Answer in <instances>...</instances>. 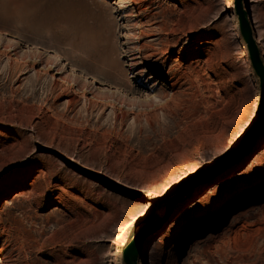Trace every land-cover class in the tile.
Here are the masks:
<instances>
[{
	"label": "rangeland",
	"instance_id": "rangeland-1",
	"mask_svg": "<svg viewBox=\"0 0 264 264\" xmlns=\"http://www.w3.org/2000/svg\"><path fill=\"white\" fill-rule=\"evenodd\" d=\"M238 2L264 57V0H0V264H125L138 233L137 264H264L263 101ZM153 162L150 191L132 189Z\"/></svg>",
	"mask_w": 264,
	"mask_h": 264
},
{
	"label": "bare ground",
	"instance_id": "bare-ground-1",
	"mask_svg": "<svg viewBox=\"0 0 264 264\" xmlns=\"http://www.w3.org/2000/svg\"><path fill=\"white\" fill-rule=\"evenodd\" d=\"M250 1L253 2V0H250ZM234 55H235V58H237V60H242V63L241 64H243L244 67L247 69V71L250 72L249 71V63L247 62L245 52L242 51V49H237V50H235ZM260 56H261V60H260V58H259V60L260 61H263V63H264V57L262 56V53L260 54ZM181 69L182 70L179 72L178 75H179V77H183V78L186 75H190V73L194 72L192 69L186 68V67L181 68ZM189 70H192V72L189 71ZM173 75L174 76H177V73H174ZM175 84L176 83H171L170 84L172 90L175 88ZM242 90H243V82H242V85L240 87H238L237 92L235 93V99L239 96V94L241 93ZM258 104H259V100H257L254 103L253 107L251 108V114L249 115V119L250 120L249 121L246 120L242 125L238 123L237 126H236V128H235V130L233 131L234 133L228 137L229 140L226 141V144L231 145V148L232 149H234V148H236V147H238L240 145V142L242 141V139H243L242 137H243V134H244L242 129L246 125L250 124L249 122H251V120L256 117V115L254 116V114H256L257 111H258ZM218 112H219V110L216 111V114ZM206 128H207L206 126L200 127L198 129V132L203 133V132H205ZM250 128H251V126L248 128L247 132L250 130ZM200 144H201V140H198V139H197V141H193L192 142V146L193 147H198ZM205 162H207V164L204 166V168H206L208 166H211L214 163V160L211 157L210 159L206 160ZM194 173H196V172L194 171ZM156 174H157V164L155 162H153L151 164V167H149V170L146 173H140V174L136 175L133 178V184L131 185V188L132 189H136L137 191L141 192L143 190L142 187H144L148 191H150V189H148V188L149 187H152L155 184L156 177H157ZM151 194L152 195L150 196V198L146 202L139 201L135 205V209L133 211L134 212V217H133V221L132 222H136V221L138 222L141 213L145 209H147V213H148L149 210L152 212L150 215H148V218H149L157 210L158 206H160V204L162 203L161 197L158 195V193H155V192H152ZM146 220H147V218H145L141 222H144ZM126 229H127V226H125V224L121 225L118 228L117 234H121ZM138 234H140V233H138ZM113 241L114 240H112L111 242H113ZM125 246H126V244L124 243L123 247H125ZM122 253H123V251H122ZM110 255H111V250H107V252L105 253L104 258H103V264H106L107 263V261L109 260ZM0 262H2V260Z\"/></svg>",
	"mask_w": 264,
	"mask_h": 264
},
{
	"label": "water",
	"instance_id": "water-1",
	"mask_svg": "<svg viewBox=\"0 0 264 264\" xmlns=\"http://www.w3.org/2000/svg\"><path fill=\"white\" fill-rule=\"evenodd\" d=\"M235 10L238 15L239 32L246 45L247 57L250 62L251 68L259 77V85L262 91V110L259 112L262 122L264 121V64L259 60V49L252 35V30L248 18V12L242 9L240 2L236 4ZM144 239L142 233L135 236L129 242L122 253L123 261L125 264H137V255L141 242Z\"/></svg>",
	"mask_w": 264,
	"mask_h": 264
},
{
	"label": "trees",
	"instance_id": "trees-1",
	"mask_svg": "<svg viewBox=\"0 0 264 264\" xmlns=\"http://www.w3.org/2000/svg\"><path fill=\"white\" fill-rule=\"evenodd\" d=\"M259 57H260V54H259ZM135 236H136V235L134 234V235L131 237V239H133Z\"/></svg>",
	"mask_w": 264,
	"mask_h": 264
}]
</instances>
